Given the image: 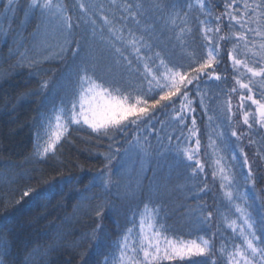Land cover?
Instances as JSON below:
<instances>
[{
	"label": "trees",
	"instance_id": "trees-1",
	"mask_svg": "<svg viewBox=\"0 0 264 264\" xmlns=\"http://www.w3.org/2000/svg\"><path fill=\"white\" fill-rule=\"evenodd\" d=\"M18 2V10L8 13L5 11L6 0H0V236L6 237L11 245L10 254L5 258L6 264H102L104 256L114 251L112 242L118 239L127 218L132 211L142 207L141 202L145 200L150 188L154 193L153 202L159 204L165 222L175 230V235L182 236L185 240L212 237L217 250L222 244L228 248L239 244L237 233L242 222L239 213L235 212L224 196L227 189L220 187L221 173L215 161L220 159L225 174L239 181L240 162L243 158L239 154V148H243L247 157L254 156L256 184L254 187L248 185L241 191L248 193L249 203H253V193L260 197L253 203V208L249 209L258 218V205L264 202V179H261L264 177V159L255 154L258 144L250 146L247 138L236 141L235 137H231L224 119L227 115L225 102L228 100L229 90L234 86V70L225 49H231L232 45L221 43L222 59L215 68L221 80H206L201 84L202 92L206 95L205 104L209 108L207 115L197 106L198 101L194 104L196 111L192 113L196 116L200 129L199 159L204 165V172L192 176L189 162L183 159L177 162V140L173 139L169 145L166 140L158 143L149 135L152 160L147 164L146 170L141 172L138 162L122 164L120 155H116L110 166L114 182L105 191L103 187L94 186L93 178L99 176L101 171H108L104 158L113 154L111 148L115 147H119L122 154L128 147V142L137 134V128L128 127L122 134L114 130L112 136L115 138L109 139L93 133L86 126L73 125L57 145L55 155L50 153L43 159L36 156L35 134L42 131L41 122L47 111L45 96L53 90V86L65 83L73 60L71 56L57 58L51 54L48 59L38 57L40 63L33 67H28L27 64L16 66L20 60L19 53L36 55L34 45L37 40L34 35L40 24L38 14L32 18V14L27 12V0ZM62 2L67 6L73 21H76L80 14L76 7L79 0ZM91 2L101 4L107 11L119 15L115 7H109L111 0ZM124 2L125 0H116L118 5ZM139 2L145 5L147 20L155 25L151 43L156 45V51L162 50L174 61L183 64L189 62V53L195 50L199 54L203 51L200 47L202 36L198 29L199 20L205 17L197 7L188 10L185 0ZM174 2L176 12L179 13L175 24L168 22L171 9H165L161 13L152 7L156 3ZM187 2L194 3V0ZM211 2L215 5L216 14L223 11L219 0ZM141 22L143 24L144 20ZM185 22L190 31L184 34L181 41L178 37ZM130 27L135 28V25ZM224 31H227L226 27ZM56 39L51 37L48 42L54 45ZM74 39L81 46L82 57L94 56L98 59V69L106 79H120L130 91L140 87L134 71L136 64H133V69H128L123 62L114 63L99 33L93 38L89 32H85L84 25H81L80 30L74 33ZM104 40H107V36ZM34 73L39 75H33ZM42 80L49 81L48 90L41 95H30L40 87ZM56 90L59 91L58 88ZM208 116L213 117L211 127ZM172 117L171 108H150L147 114L140 117L141 120L150 118V121L139 125V134L143 136L155 125V132L163 140L165 134L179 131ZM232 121L237 132L234 116ZM187 123L190 126V120ZM217 127L225 133L222 139L215 135ZM209 135L215 141L214 147H209ZM252 138L259 141L257 136ZM186 146L180 142V147ZM233 151L238 153L236 161L231 160L230 154ZM133 160L136 161L137 158L133 157ZM214 170L217 173L215 178L212 175ZM137 184L140 185L139 188L136 187ZM28 188L41 193L50 192L51 195L46 199H36L33 193L21 200L23 191ZM18 200L20 203H16ZM98 205H103L100 217L95 214ZM208 212L212 213L210 221L200 223L201 213L206 216ZM232 221H235L236 232L229 227ZM94 230L96 238L90 239L89 234ZM216 259L217 264H223V258L218 253Z\"/></svg>",
	"mask_w": 264,
	"mask_h": 264
},
{
	"label": "snow or ice",
	"instance_id": "snow-or-ice-1",
	"mask_svg": "<svg viewBox=\"0 0 264 264\" xmlns=\"http://www.w3.org/2000/svg\"><path fill=\"white\" fill-rule=\"evenodd\" d=\"M219 3L223 11L216 14L211 0H194V3L185 0L188 10L197 7L205 19L199 20L198 29L202 36L200 47L203 51L199 54L195 50L189 53V62L183 64L174 61L162 50H155L156 45L151 43V33L155 30V25L147 20L145 5L139 0H125L122 5L111 0L109 7H115L119 15L107 11L101 4H93L91 0H79L76 7L80 14L76 21H73L62 0H28L27 12L32 14V18L38 14L40 19L34 35L37 40L34 45L36 55L19 53L20 60L16 66L27 64L28 67H33L40 63L38 57L48 59L51 54L57 58L71 56L73 60L65 83L53 86V90L45 96L47 111L43 114L42 131L35 134L36 156L43 159L50 153L55 155L57 145L73 125L86 126L93 133L109 139L115 138L112 136L114 130L122 134L128 127H135L137 134L128 142L124 152L121 154L119 147L111 148L113 154L104 158L108 171H101L99 176L93 178L94 186L103 187L107 191L114 182L110 166L116 155H120L122 164L138 162L140 171L144 172L152 160L149 135L158 143L166 140L169 145L173 139L177 140V162L181 159L189 162L192 176L203 173L204 165L199 159L200 129L197 118L192 113L196 111L194 104L197 101L203 114L207 115L209 111L201 84L206 80H221L215 68L222 59L223 42L225 45H232L231 49L226 48L225 51L234 70V86L229 90L228 100L225 102L227 115L224 119L227 121V128L236 141H241L242 136L246 135L250 146L258 144L255 154L264 159V0H219ZM18 7V0H6V12L15 13ZM152 7L161 13L165 9H171L168 21L171 24H175L179 17L175 2L156 3ZM81 25H84L85 32H89L93 38L99 33L114 63L123 62L128 69H133V64H136L134 71L138 77L139 88L130 91L123 86L122 80L114 77L106 79L98 69L99 61L96 57L81 56V46L74 39V33L80 30ZM130 25H135V28ZM189 31L185 22L178 39L183 41L184 34ZM105 36L107 40H104ZM51 37L57 38L54 45L48 42ZM48 86L49 81L42 80L40 87L30 95H41L48 90ZM231 94L239 97L236 112L232 111ZM157 106L172 109V118L179 129L174 134H165L163 140L155 132V125L143 136L138 131L140 124L150 121V118L141 120V115ZM237 112L240 113L242 124L247 126V132L252 135H238L234 130L232 117ZM189 120L190 126L187 123ZM208 120L211 127L213 117L208 116ZM215 135L222 139L225 133L217 127ZM253 136L259 137V141L253 139ZM208 138L209 147H214L212 136L209 135ZM181 141L187 146L180 147ZM239 154L243 157L240 162L239 181L225 174L220 159L215 161L221 173L220 187L227 189L224 196L235 212L239 213L242 222L237 233L239 244H233L231 248L222 244L217 250L212 237L185 240L182 236L175 235V230L165 222L159 204L153 202L154 193L150 188L145 200L141 202L142 207L132 211L127 218L123 231L112 242L114 251L104 256L102 264H217V253L223 258V264H264V202L258 205V218L253 216L249 209L253 208V203L260 197L253 193V203H249L248 193L241 189L248 185L254 187L257 177L242 147L239 148ZM230 156L232 161L238 159L235 151ZM133 157L137 160L134 161ZM212 175L216 177L215 170ZM136 187L139 188L140 185L137 184ZM206 187L205 184L204 188ZM33 193L36 199H46L51 195L50 192L41 193L28 188L23 191L20 199L23 200ZM102 212L103 205H98L96 216L100 217ZM211 216V212L206 216L201 213L199 222H209ZM229 227L234 232L237 231L235 221ZM89 238H96V230L89 234ZM10 246V241L0 236V264H6L5 258L10 254ZM193 257L205 259L193 260Z\"/></svg>",
	"mask_w": 264,
	"mask_h": 264
},
{
	"label": "rangeland",
	"instance_id": "rangeland-1",
	"mask_svg": "<svg viewBox=\"0 0 264 264\" xmlns=\"http://www.w3.org/2000/svg\"><path fill=\"white\" fill-rule=\"evenodd\" d=\"M28 2V0H27ZM18 5L20 6L19 2H18ZM232 107H233V112H236V106L238 104V101H239V97L237 94H232ZM234 118H235V121H236V127H237V134L238 135H242V134H248L247 132V126L243 125L242 122H241V116H240V113H236V115H234ZM243 139H246V135L242 136ZM248 160L249 162L252 164V167L253 169L255 168L256 166V160L254 158L253 155H249L248 156Z\"/></svg>",
	"mask_w": 264,
	"mask_h": 264
}]
</instances>
